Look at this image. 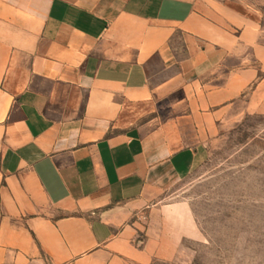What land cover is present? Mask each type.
I'll list each match as a JSON object with an SVG mask.
<instances>
[{
  "label": "crops",
  "instance_id": "0c3cea01",
  "mask_svg": "<svg viewBox=\"0 0 264 264\" xmlns=\"http://www.w3.org/2000/svg\"><path fill=\"white\" fill-rule=\"evenodd\" d=\"M261 35L224 0H0V264L171 259L162 195L264 113Z\"/></svg>",
  "mask_w": 264,
  "mask_h": 264
},
{
  "label": "rangeland",
  "instance_id": "374dc122",
  "mask_svg": "<svg viewBox=\"0 0 264 264\" xmlns=\"http://www.w3.org/2000/svg\"><path fill=\"white\" fill-rule=\"evenodd\" d=\"M224 1L249 14L264 40V0ZM203 146L192 172L161 199L183 204L194 232L171 259L151 264H264V113L247 114Z\"/></svg>",
  "mask_w": 264,
  "mask_h": 264
}]
</instances>
